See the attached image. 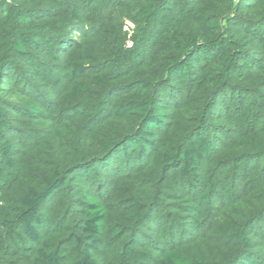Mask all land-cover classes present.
I'll list each match as a JSON object with an SVG mask.
<instances>
[{"label": "trees", "instance_id": "trees-1", "mask_svg": "<svg viewBox=\"0 0 264 264\" xmlns=\"http://www.w3.org/2000/svg\"><path fill=\"white\" fill-rule=\"evenodd\" d=\"M0 264H264V0H0Z\"/></svg>", "mask_w": 264, "mask_h": 264}, {"label": "built area", "instance_id": "built-area-1", "mask_svg": "<svg viewBox=\"0 0 264 264\" xmlns=\"http://www.w3.org/2000/svg\"><path fill=\"white\" fill-rule=\"evenodd\" d=\"M126 30H128V27H125Z\"/></svg>", "mask_w": 264, "mask_h": 264}]
</instances>
